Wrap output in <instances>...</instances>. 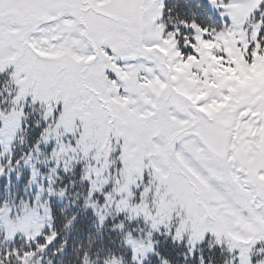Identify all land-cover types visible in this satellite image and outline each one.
I'll return each instance as SVG.
<instances>
[{"label": "snow or ice", "instance_id": "6c2138e0", "mask_svg": "<svg viewBox=\"0 0 264 264\" xmlns=\"http://www.w3.org/2000/svg\"><path fill=\"white\" fill-rule=\"evenodd\" d=\"M0 264H264V0H0Z\"/></svg>", "mask_w": 264, "mask_h": 264}]
</instances>
